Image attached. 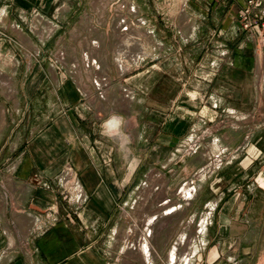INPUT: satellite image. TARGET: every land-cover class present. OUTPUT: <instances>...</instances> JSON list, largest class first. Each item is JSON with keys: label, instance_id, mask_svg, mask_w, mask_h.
<instances>
[{"label": "rangeland", "instance_id": "1", "mask_svg": "<svg viewBox=\"0 0 264 264\" xmlns=\"http://www.w3.org/2000/svg\"><path fill=\"white\" fill-rule=\"evenodd\" d=\"M16 1L37 7L27 25L36 21L37 29L25 32L41 39L46 88L72 79L80 88L93 86L106 100L108 123L119 114L125 125L131 111L143 114L147 104L155 110V149L120 231L110 228L106 261L208 264L216 254L211 251L222 205H202L216 198L213 182L221 187L228 181L224 200L242 208L236 228L247 229L237 260L264 264V3L256 0L246 20L248 0L229 3L238 12L223 14L213 12L223 0ZM131 101L139 107L131 108ZM162 114L175 133L169 147L157 142ZM66 195L61 187L63 201ZM148 215L155 218L152 226ZM34 223L37 232L47 226ZM20 224L21 236L28 234L30 222ZM13 226L12 233L18 229ZM142 241L149 243L150 261Z\"/></svg>", "mask_w": 264, "mask_h": 264}, {"label": "crops", "instance_id": "2", "mask_svg": "<svg viewBox=\"0 0 264 264\" xmlns=\"http://www.w3.org/2000/svg\"><path fill=\"white\" fill-rule=\"evenodd\" d=\"M233 1L245 3L223 0L213 12H238ZM36 11V5L0 0V264H134L136 258L108 263L106 239L112 224L115 233L120 231L126 208L135 204L139 175L155 149V110L147 104L143 114L131 111L125 125L119 114L108 123L106 100L93 86L80 88L72 79L46 88L36 21L27 26L28 15ZM26 28L34 36H27ZM139 103L131 101V108ZM163 115L157 142L169 147L175 133ZM260 183L264 186V180ZM219 184L210 186L216 198L202 205V210L222 205L211 251L216 254L207 263L239 264L237 246L247 233L236 228L242 208L224 200L225 186ZM61 187L67 201L60 197ZM34 220L47 226L37 232ZM20 221L31 224L23 236ZM12 224L18 228L14 233Z\"/></svg>", "mask_w": 264, "mask_h": 264}, {"label": "bare ground", "instance_id": "3", "mask_svg": "<svg viewBox=\"0 0 264 264\" xmlns=\"http://www.w3.org/2000/svg\"><path fill=\"white\" fill-rule=\"evenodd\" d=\"M151 178V177H150ZM186 193H187V196L186 197H188V196H191V193H190V191H186ZM165 203V202H164ZM164 205V204H163ZM154 222H155V218H153V217H150V219H149V224H150V226H152L153 224H154ZM152 228V227H151ZM151 232H152V230L151 229H148L147 230V233H146V236H149L150 234H151ZM141 245V249H142V252L145 254V256H146V259L148 260V261H150L151 259V253H150V246H149V243L147 242V241H142L141 243H140ZM175 248V247H174ZM174 251V250H173ZM175 253V252H174ZM174 253H172L171 254V256H172V261L174 262V260H175V254ZM189 258V257H188Z\"/></svg>", "mask_w": 264, "mask_h": 264}, {"label": "built area", "instance_id": "4", "mask_svg": "<svg viewBox=\"0 0 264 264\" xmlns=\"http://www.w3.org/2000/svg\"><path fill=\"white\" fill-rule=\"evenodd\" d=\"M255 2H256V0H248V6L242 12L243 15H245L246 20L249 19V16L251 15V8L256 5ZM263 26H264V24H263ZM67 197H68V193L65 196V198H67ZM78 199H80V197H78Z\"/></svg>", "mask_w": 264, "mask_h": 264}]
</instances>
